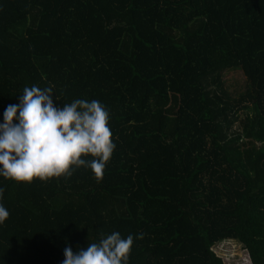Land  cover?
<instances>
[{
  "label": "trees",
  "instance_id": "16d2710c",
  "mask_svg": "<svg viewBox=\"0 0 264 264\" xmlns=\"http://www.w3.org/2000/svg\"><path fill=\"white\" fill-rule=\"evenodd\" d=\"M32 86L99 101L116 147L99 182L0 176V264H63L113 232L128 264H237L226 239L264 264V0H0V123Z\"/></svg>",
  "mask_w": 264,
  "mask_h": 264
},
{
  "label": "clouds",
  "instance_id": "9594fccd",
  "mask_svg": "<svg viewBox=\"0 0 264 264\" xmlns=\"http://www.w3.org/2000/svg\"><path fill=\"white\" fill-rule=\"evenodd\" d=\"M52 93V87H25L19 105L6 108L0 123V176L18 183L47 182L86 167L101 181L116 147L109 112L97 100L76 99L57 107ZM8 217L0 204V224ZM132 246L131 234L122 238L113 232L75 253L66 247L63 264H128Z\"/></svg>",
  "mask_w": 264,
  "mask_h": 264
},
{
  "label": "rangeland",
  "instance_id": "374dc122",
  "mask_svg": "<svg viewBox=\"0 0 264 264\" xmlns=\"http://www.w3.org/2000/svg\"><path fill=\"white\" fill-rule=\"evenodd\" d=\"M222 80L225 84V88L228 92L233 95L243 90L245 87V77L241 74L238 69L227 70L223 76ZM217 249H219L220 253L227 254L230 256V261H237V264H246L247 257L241 251L240 244L233 239L221 240L219 243L215 245Z\"/></svg>",
  "mask_w": 264,
  "mask_h": 264
}]
</instances>
